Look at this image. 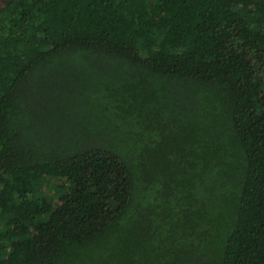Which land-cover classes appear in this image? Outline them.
<instances>
[{"label":"trees","instance_id":"1","mask_svg":"<svg viewBox=\"0 0 264 264\" xmlns=\"http://www.w3.org/2000/svg\"><path fill=\"white\" fill-rule=\"evenodd\" d=\"M0 264H264V0H6Z\"/></svg>","mask_w":264,"mask_h":264},{"label":"rangeland","instance_id":"2","mask_svg":"<svg viewBox=\"0 0 264 264\" xmlns=\"http://www.w3.org/2000/svg\"><path fill=\"white\" fill-rule=\"evenodd\" d=\"M5 1L6 0H0V7L3 6V4L5 3ZM44 188L45 187H43L42 195L45 196V197H47V198H49L53 202V204H55V206H56V204H58L57 198L54 196L53 193H50L49 191L44 190Z\"/></svg>","mask_w":264,"mask_h":264}]
</instances>
